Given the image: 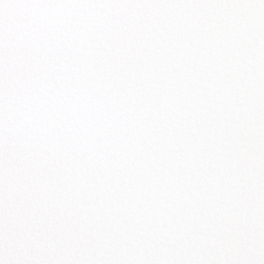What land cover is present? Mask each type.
Listing matches in <instances>:
<instances>
[{
	"label": "snow or ice",
	"instance_id": "snow-or-ice-1",
	"mask_svg": "<svg viewBox=\"0 0 264 264\" xmlns=\"http://www.w3.org/2000/svg\"><path fill=\"white\" fill-rule=\"evenodd\" d=\"M0 264H264V0H0Z\"/></svg>",
	"mask_w": 264,
	"mask_h": 264
}]
</instances>
